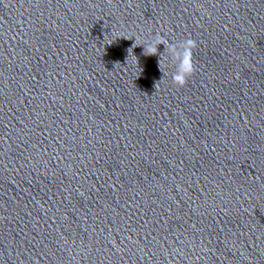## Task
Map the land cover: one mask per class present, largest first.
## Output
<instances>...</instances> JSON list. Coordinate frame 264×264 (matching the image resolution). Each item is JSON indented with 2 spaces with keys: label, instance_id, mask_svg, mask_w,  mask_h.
I'll return each instance as SVG.
<instances>
[{
  "label": "water",
  "instance_id": "water-1",
  "mask_svg": "<svg viewBox=\"0 0 264 264\" xmlns=\"http://www.w3.org/2000/svg\"><path fill=\"white\" fill-rule=\"evenodd\" d=\"M0 264H264V160L86 0H0Z\"/></svg>",
  "mask_w": 264,
  "mask_h": 264
},
{
  "label": "clouds",
  "instance_id": "clouds-1",
  "mask_svg": "<svg viewBox=\"0 0 264 264\" xmlns=\"http://www.w3.org/2000/svg\"><path fill=\"white\" fill-rule=\"evenodd\" d=\"M158 45V44H157ZM156 50H157V46H156ZM156 50L155 51H153L152 53H150V54H154L155 52H156ZM179 67V71H180V73L182 74L183 73V62H181V64L178 66ZM180 77H179V75L177 76V79H179Z\"/></svg>",
  "mask_w": 264,
  "mask_h": 264
}]
</instances>
